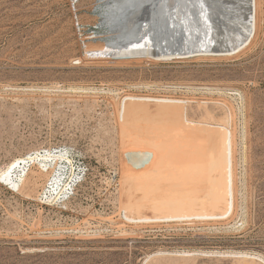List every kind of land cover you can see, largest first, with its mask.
<instances>
[{
	"label": "rangeland",
	"instance_id": "1",
	"mask_svg": "<svg viewBox=\"0 0 264 264\" xmlns=\"http://www.w3.org/2000/svg\"><path fill=\"white\" fill-rule=\"evenodd\" d=\"M126 1L78 0L73 8L71 0H0V171L34 150L59 148L67 176L73 166L78 180L66 207L44 196L43 180L26 198L0 178V264H241L210 255L238 251L264 259V0L245 50L158 60L133 39ZM128 94L188 99L195 120L203 105L216 121L227 111L216 102L232 109L230 220H124L116 107Z\"/></svg>",
	"mask_w": 264,
	"mask_h": 264
},
{
	"label": "bare ground",
	"instance_id": "2",
	"mask_svg": "<svg viewBox=\"0 0 264 264\" xmlns=\"http://www.w3.org/2000/svg\"><path fill=\"white\" fill-rule=\"evenodd\" d=\"M261 2L223 1V5L236 11L228 18L230 27L226 28V32L229 35L226 39L221 38L219 47L212 43L207 48L188 54L198 55L197 53L205 52L230 56L245 50L254 43L257 36ZM134 3L135 0H127L122 12L132 28L135 25L129 19ZM224 31L225 29L221 30L220 34ZM143 40L142 35V42H138L145 51H140L147 52L150 58L158 60L162 57L178 56L157 54V48L153 49L154 54L151 52L152 48L143 43ZM198 40L200 38H196L194 42L197 43ZM190 102L188 99L172 96L128 94L117 103L123 152L122 167L118 170L119 201L126 222L135 225L183 221L217 223L230 220L234 216L237 204L236 141L232 109L228 110L224 102H216L227 108L225 116L216 121L209 108L203 105L200 108L204 110L203 118L200 115L202 119L195 120L188 115ZM151 105L156 109V113H153L156 114L155 117L159 115L160 118L152 116ZM66 156L59 148L34 150L7 164L0 171V178L14 192L26 198L31 197L32 191L43 180V190L49 186L45 191L47 199H63L61 204L69 207L68 203L72 193L75 194L78 180L73 166L67 176V168L70 167ZM140 192L141 197L138 195ZM147 209L151 214L146 213ZM210 255L264 264L263 258L242 251L211 252ZM178 256L190 255L180 252ZM151 258H154L153 255Z\"/></svg>",
	"mask_w": 264,
	"mask_h": 264
},
{
	"label": "water",
	"instance_id": "3",
	"mask_svg": "<svg viewBox=\"0 0 264 264\" xmlns=\"http://www.w3.org/2000/svg\"><path fill=\"white\" fill-rule=\"evenodd\" d=\"M223 1L135 0L129 19L135 25L133 39L140 41L143 35V43L152 48L151 52L157 48L156 53L161 55L188 54L212 43L219 47L221 38L229 35L228 18L236 13L223 5ZM196 38H200L197 43Z\"/></svg>",
	"mask_w": 264,
	"mask_h": 264
},
{
	"label": "built area",
	"instance_id": "4",
	"mask_svg": "<svg viewBox=\"0 0 264 264\" xmlns=\"http://www.w3.org/2000/svg\"><path fill=\"white\" fill-rule=\"evenodd\" d=\"M77 2H78V0H71V4H72L73 8H75V5H76ZM75 63L78 64L79 61L75 60ZM44 196H45V197H48V196H47V193H45ZM53 198H54V197H53ZM61 202H62V201H61Z\"/></svg>",
	"mask_w": 264,
	"mask_h": 264
}]
</instances>
